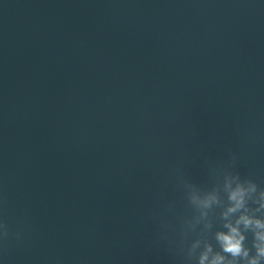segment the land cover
<instances>
[{"label":"water","instance_id":"obj_1","mask_svg":"<svg viewBox=\"0 0 264 264\" xmlns=\"http://www.w3.org/2000/svg\"><path fill=\"white\" fill-rule=\"evenodd\" d=\"M0 224V264H264V0H0Z\"/></svg>","mask_w":264,"mask_h":264},{"label":"clouds","instance_id":"obj_2","mask_svg":"<svg viewBox=\"0 0 264 264\" xmlns=\"http://www.w3.org/2000/svg\"><path fill=\"white\" fill-rule=\"evenodd\" d=\"M245 223H248V221H245ZM0 229H2V232H0V235H2L3 237H7L8 236L7 227L3 224H0ZM237 235H238V233L236 232V230L232 229V235H230V236L221 235L220 236V239L225 246V251L232 253V255H234V256L239 255L241 253V241L243 240V237L236 239L235 237ZM261 239H264V236H262ZM260 254L264 255V248L260 249ZM221 259H222V257H217L216 260L213 261V264H217V262ZM201 264H203V259H202ZM253 264H255V261H253Z\"/></svg>","mask_w":264,"mask_h":264}]
</instances>
